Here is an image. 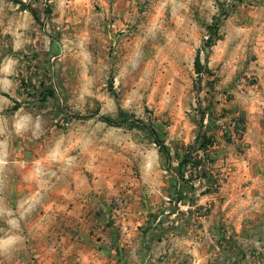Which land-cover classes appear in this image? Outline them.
I'll return each mask as SVG.
<instances>
[{
	"label": "rangeland",
	"instance_id": "1",
	"mask_svg": "<svg viewBox=\"0 0 264 264\" xmlns=\"http://www.w3.org/2000/svg\"><path fill=\"white\" fill-rule=\"evenodd\" d=\"M263 208L264 0H0V264H264Z\"/></svg>",
	"mask_w": 264,
	"mask_h": 264
},
{
	"label": "trees",
	"instance_id": "2",
	"mask_svg": "<svg viewBox=\"0 0 264 264\" xmlns=\"http://www.w3.org/2000/svg\"><path fill=\"white\" fill-rule=\"evenodd\" d=\"M215 33L216 32H214V35H215ZM209 39H211V38H209ZM209 43H211V40L209 41ZM193 67L195 68L196 71L199 70V67H200V57H199V54H197L195 56V58H194ZM123 115H124L123 112H119V116L122 117ZM100 120L103 121V122H105V123H108V124L117 123V122H113L109 118L103 117V116L100 117ZM239 122L241 124H244L243 118H241L239 120ZM117 125H119V124H117ZM148 130H149L150 134L154 137L155 141L158 143L160 154L164 157L165 161L169 165V162L171 160V152H170V149L165 145V143H164L163 140H159L158 139V134L155 132V130L153 128H148ZM195 144H197V146H198L199 149H203L205 152H207L208 151V148L212 145V140L210 139V137H208L205 134H203L201 136L199 135V136L196 137ZM190 149H191L190 146H184L182 144L181 145V148H176L174 150V155L176 157H179L181 159V162L182 161H186L187 158L190 159V154H191V150ZM195 166L198 168V165H195Z\"/></svg>",
	"mask_w": 264,
	"mask_h": 264
},
{
	"label": "crops",
	"instance_id": "3",
	"mask_svg": "<svg viewBox=\"0 0 264 264\" xmlns=\"http://www.w3.org/2000/svg\"><path fill=\"white\" fill-rule=\"evenodd\" d=\"M254 207L255 206L252 207L253 210ZM233 226L236 228L237 238L251 241H264V210L263 212H256L252 214L248 220H244V218H241L238 221L235 220L233 222ZM249 226H251L253 229H249L251 230L250 232L245 231L247 229L245 227Z\"/></svg>",
	"mask_w": 264,
	"mask_h": 264
}]
</instances>
